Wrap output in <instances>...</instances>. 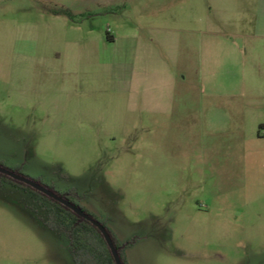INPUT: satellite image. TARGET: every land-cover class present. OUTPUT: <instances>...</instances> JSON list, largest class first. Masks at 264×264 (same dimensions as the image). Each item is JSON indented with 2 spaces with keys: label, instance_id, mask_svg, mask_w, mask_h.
<instances>
[{
  "label": "rangeland",
  "instance_id": "374dc122",
  "mask_svg": "<svg viewBox=\"0 0 264 264\" xmlns=\"http://www.w3.org/2000/svg\"><path fill=\"white\" fill-rule=\"evenodd\" d=\"M263 13L0 0V163L75 189L128 264H264ZM40 213L0 183V264H75Z\"/></svg>",
  "mask_w": 264,
  "mask_h": 264
},
{
  "label": "trees",
  "instance_id": "16d2710c",
  "mask_svg": "<svg viewBox=\"0 0 264 264\" xmlns=\"http://www.w3.org/2000/svg\"><path fill=\"white\" fill-rule=\"evenodd\" d=\"M0 165L4 166L1 163ZM15 171L21 173L20 170ZM36 181L42 183L39 179H36ZM4 182H10L14 186L22 188L28 195L34 198L36 206L41 211L38 216L41 222L54 233L64 235L68 239L71 255L75 264H115L106 240L99 228L92 222L77 215L67 206L31 186L0 173V183L2 184ZM47 186L56 193L67 197L70 201L79 205L75 200L78 196L75 189L60 192L51 185ZM80 207L95 218V216L88 212L84 207ZM99 221L109 231L119 251L123 264H128L124 251L131 242H119L112 230L107 226L106 221Z\"/></svg>",
  "mask_w": 264,
  "mask_h": 264
},
{
  "label": "water",
  "instance_id": "95a60500",
  "mask_svg": "<svg viewBox=\"0 0 264 264\" xmlns=\"http://www.w3.org/2000/svg\"><path fill=\"white\" fill-rule=\"evenodd\" d=\"M0 173H3V174H5V175L17 180V181H21V182L31 186L32 188L44 193L45 195L55 199L56 201L62 203L65 206H67L72 211H74L77 215H79V216L89 220L90 222H92L95 226H97L99 228L104 239L106 240V242H107V244L111 250V253L113 255L115 264H123L121 256L119 254V251H118L109 231L107 230V228L99 220L92 217L89 213H87L79 205L73 203L67 197L56 193L55 191L50 189L48 186L36 181L35 179L24 176L21 173L10 170V169L2 166V165H0Z\"/></svg>",
  "mask_w": 264,
  "mask_h": 264
},
{
  "label": "crops",
  "instance_id": "0c3cea01",
  "mask_svg": "<svg viewBox=\"0 0 264 264\" xmlns=\"http://www.w3.org/2000/svg\"><path fill=\"white\" fill-rule=\"evenodd\" d=\"M259 10H260V12H264V0H259ZM263 14H264V13H263ZM262 19H263V18H262ZM258 34L263 35L264 32H262V31L260 30V33H258Z\"/></svg>",
  "mask_w": 264,
  "mask_h": 264
}]
</instances>
